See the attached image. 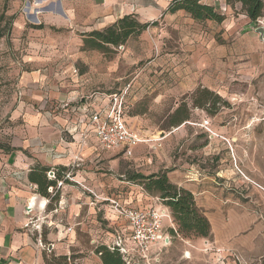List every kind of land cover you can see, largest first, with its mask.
Returning <instances> with one entry per match:
<instances>
[{"label":"crops","instance_id":"crops-1","mask_svg":"<svg viewBox=\"0 0 264 264\" xmlns=\"http://www.w3.org/2000/svg\"><path fill=\"white\" fill-rule=\"evenodd\" d=\"M171 1L92 0L89 7H85L82 0H66L63 6L60 0H50L43 6L38 5L41 2L33 0V9L39 7L40 13L53 11L57 14L50 16L48 24L57 29L68 27L66 48L58 46L62 36L56 35L49 51V61L37 62L35 56L29 55L22 63L25 67L19 80V93L22 96L12 113L16 124L8 144L0 147V264H60L59 261L53 262L58 258L63 259L62 264H127L118 250L110 248L120 235L125 248L130 253L133 250L127 223L116 212L114 203L128 207L153 206L143 205L138 197L142 193L133 187L137 185L142 188L143 185L138 179H130V176L156 173L159 167L155 166V170L149 174L131 171L127 178L136 184L121 185L125 191H120L119 179L104 172V155L122 154L126 158L144 159L151 163L152 153L158 148L154 149V143L148 139L135 145L132 153L127 155L121 149H103L94 134L85 131L88 117L108 100L110 92L93 90V87L103 83L101 76L92 80L78 73L76 64L78 61L85 63L87 55L86 48L81 46L91 50L102 49L86 44L89 33L101 31L127 15L140 23H147L146 28L127 38L132 35L146 38L145 33L151 30L162 34L169 26L179 28L176 50L150 54L146 63L133 69L136 77L128 84L123 112L127 126L139 131L145 114L144 109L140 108L144 105L143 97L149 96L155 102H160L166 96L173 97L176 105L166 115L167 119L185 102L188 117L177 124L167 120L169 127L179 126L190 118V108L185 98L203 88L223 97L235 73L251 67L247 54L255 50L250 47V42L261 41L256 28L251 29L255 23L247 16L240 1L200 0L212 5L222 15L221 20L195 19L184 9L169 11L167 8ZM238 8H243V11L235 12ZM158 23L159 26L156 25ZM203 25L206 30L199 29ZM237 29L246 44L242 50V63L233 65L228 48L215 40L220 35L227 37ZM75 30L81 32L79 37L75 36ZM207 36L212 39L209 43L205 40ZM118 46L123 48V45ZM127 50L131 51L129 48ZM143 59L144 56L140 54L135 57L136 62ZM99 67L101 69V65ZM116 70L117 63H112L110 71ZM168 73L174 74L173 82H168ZM178 96L183 98L178 100ZM127 105L132 109L129 115L125 113ZM175 127L169 134L176 131ZM161 132H164L161 136L163 140L167 133L164 130ZM7 146L10 149H6ZM145 151L146 156H142ZM110 168L118 171V157L111 159ZM184 170L181 167L173 170L172 174L168 172V179L191 191L197 206H202L204 200L220 204L227 199L221 197L223 188L217 186L220 183L216 181L217 177L221 179L223 171L217 172L215 177L206 178L196 171L193 174ZM66 174L69 176L66 177ZM182 175L187 179H179ZM37 178L52 181L48 187H56L59 180L62 183L54 195L48 187L49 194L43 195L39 191ZM30 184L36 188L32 189ZM144 190L159 197L155 192ZM48 198L51 200L48 201ZM158 208L169 210L166 205ZM203 214L209 218L207 212ZM161 235L163 240L150 251L151 262L146 263L136 256L133 264L160 261L174 233H169L163 223Z\"/></svg>","mask_w":264,"mask_h":264},{"label":"rangeland","instance_id":"rangeland-1","mask_svg":"<svg viewBox=\"0 0 264 264\" xmlns=\"http://www.w3.org/2000/svg\"><path fill=\"white\" fill-rule=\"evenodd\" d=\"M65 1L60 0L62 6ZM48 2L50 0L38 5L43 6ZM81 3L89 7L92 0H82ZM33 6V0H0V147L8 144L16 124L12 113L22 96L19 93V80L25 68L22 65L24 58L33 55L37 62L49 61V51L56 35L62 36L58 46L66 48L68 27H52L47 20L57 14L53 11L40 13L39 7L33 9ZM38 11L39 14L36 13ZM239 11H243V8L235 12ZM263 17L264 14L260 18ZM38 24L42 27L36 28ZM257 24L251 29L264 26V22ZM156 25L159 26V23ZM199 29L206 30V26ZM157 32L151 30L145 33L146 38L143 35H132L120 43L123 48L107 45L102 49L91 50L81 46L86 48L87 55L85 63L75 62L78 73L92 80L101 76L103 83L93 87V90L115 92L122 94L124 100L127 99L128 84L136 77L133 69L146 63L150 54L176 50L179 28L169 26L162 34ZM238 32L239 29L227 37L220 35L215 40L228 48L233 65L242 63V50L246 44ZM74 34L79 37L81 32L75 30ZM235 35L237 37L234 38ZM210 39L208 36L205 38L207 43ZM249 45L255 50L247 54L251 67L235 73L227 93L215 100L213 106L211 98L204 107H192L191 98L199 94L194 92L187 96L185 101L190 108V118L179 126L169 127L167 122L166 115L176 105L173 97L166 96L160 102H155L149 96L141 99L144 105L140 108L144 109L145 114L139 124V132L152 140L154 149L158 148L152 153L151 163L144 159L126 158L122 154L104 155V172L119 179L120 191H125L121 185L136 184L127 178L131 171L149 174L155 170V166L166 174L184 167L186 173L197 172L206 178L215 177L219 171L224 172L221 174L223 177H217L216 181L220 183L217 186L223 188L221 197L227 199L220 204L204 200L202 206H197L203 213H208L209 235H177L174 230H177V225L171 216V226L168 220L164 221V226L174 235L163 250L160 261L152 264H260L264 254V41L259 43L252 40ZM138 54L144 56V59L136 62ZM112 63H117L118 70L110 71ZM167 76L168 82L175 80L173 73ZM181 98L178 96V100ZM131 110L127 105L126 115ZM172 127L177 129L169 134ZM161 130L167 133L163 139L165 143L160 136ZM104 153L111 154L106 151ZM142 156H146V151ZM115 157H118L117 172L110 168V161ZM179 179L187 177L182 175ZM133 187L142 193L138 197L142 199L143 205H165L161 198L147 193L142 186ZM185 250L190 253H185ZM62 260L53 259V262L59 261L62 264Z\"/></svg>","mask_w":264,"mask_h":264},{"label":"trees","instance_id":"trees-1","mask_svg":"<svg viewBox=\"0 0 264 264\" xmlns=\"http://www.w3.org/2000/svg\"><path fill=\"white\" fill-rule=\"evenodd\" d=\"M237 1L241 2L247 16L253 23H256V20L264 14L263 0ZM176 9L186 10L195 19H222V15L217 12L212 5L203 3L200 0H172L167 10L173 11ZM40 26L41 24H38V26L35 27ZM146 26L147 23H140L134 17L127 15L101 31H91L89 37L86 39V44L94 48H105L106 44L119 45L124 42L129 35L140 32L146 28ZM196 93L199 95L192 98L193 105L204 107L211 98H213V106L215 100L220 99L217 94H214L206 88L197 90ZM210 111L214 112L215 110ZM188 114L189 110L187 104L182 102L171 114H169L168 119L170 123L177 124L186 119ZM6 149H10V147L7 146ZM43 175L44 172H42V176ZM130 179H138L140 183H142L144 189L159 195L163 203L169 207L173 220L177 225L176 231L178 233L183 235L193 234L201 237L209 235L210 222L197 207L192 192L170 182L165 171H158L149 175L136 173L130 176ZM37 181L40 193L48 195L49 192H47V187L52 181H43L41 178H37ZM260 264H264V254L261 257Z\"/></svg>","mask_w":264,"mask_h":264},{"label":"built area","instance_id":"built-area-1","mask_svg":"<svg viewBox=\"0 0 264 264\" xmlns=\"http://www.w3.org/2000/svg\"><path fill=\"white\" fill-rule=\"evenodd\" d=\"M263 22L264 17L258 18L255 24L259 25ZM107 98L108 100L104 104L90 114L85 131H91L103 149H121L125 154L130 155L135 145L148 141L149 138L127 126L124 120V96L122 94L110 93ZM51 174L53 177L52 170ZM68 176L66 174V177ZM61 183L62 181L59 180L56 187H48L52 195L56 193L55 190ZM30 186L32 189L36 188L33 184ZM50 200L51 198H48V201ZM114 208L127 223L133 250L130 253L125 248L120 235L114 239L110 248L118 250L127 264H133V259L136 256L149 263L152 247L163 240L161 233L164 220L168 219L172 224L170 211L155 206L128 207L120 203H114ZM39 227L40 225L37 226V228Z\"/></svg>","mask_w":264,"mask_h":264},{"label":"water","instance_id":"water-1","mask_svg":"<svg viewBox=\"0 0 264 264\" xmlns=\"http://www.w3.org/2000/svg\"><path fill=\"white\" fill-rule=\"evenodd\" d=\"M36 2H41V0H36ZM256 31L259 33L260 39L264 41V26L259 25L258 27H256ZM163 135H164V132H161L160 136H163Z\"/></svg>","mask_w":264,"mask_h":264},{"label":"bare ground","instance_id":"bare-ground-1","mask_svg":"<svg viewBox=\"0 0 264 264\" xmlns=\"http://www.w3.org/2000/svg\"><path fill=\"white\" fill-rule=\"evenodd\" d=\"M39 10V9H38ZM36 13H39V11L38 12H36Z\"/></svg>","mask_w":264,"mask_h":264}]
</instances>
